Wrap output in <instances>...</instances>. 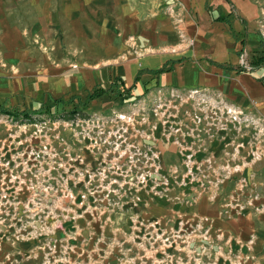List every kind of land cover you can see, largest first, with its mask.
Wrapping results in <instances>:
<instances>
[{"label": "rangeland", "instance_id": "374dc122", "mask_svg": "<svg viewBox=\"0 0 264 264\" xmlns=\"http://www.w3.org/2000/svg\"><path fill=\"white\" fill-rule=\"evenodd\" d=\"M122 93L0 116V264H264V120L195 89Z\"/></svg>", "mask_w": 264, "mask_h": 264}, {"label": "crops", "instance_id": "0c3cea01", "mask_svg": "<svg viewBox=\"0 0 264 264\" xmlns=\"http://www.w3.org/2000/svg\"><path fill=\"white\" fill-rule=\"evenodd\" d=\"M258 2L0 0V109L42 112L121 84L213 93L264 120V69L240 70L243 50L263 52Z\"/></svg>", "mask_w": 264, "mask_h": 264}, {"label": "trees", "instance_id": "16d2710c", "mask_svg": "<svg viewBox=\"0 0 264 264\" xmlns=\"http://www.w3.org/2000/svg\"><path fill=\"white\" fill-rule=\"evenodd\" d=\"M262 61L264 62V56L260 57L259 63H261ZM254 63H256V62H254ZM256 64L259 65L258 62ZM113 89L116 91V94H117V91H119V89H121V91L124 93H122L123 96L122 95H120V96H122L125 100H127L131 97V95H128L129 90H131L130 88L129 89L121 88V84H116L107 90H105L103 88H98L93 93H89L87 96V100H86L85 105H89L91 101L95 100L96 98H99L103 94L113 92ZM40 113H42V112L41 111L19 112V111H10V110H6V109H0V116L5 115V116H8L12 120H14L16 117L15 121L19 122V123H30V124L36 123L37 119H35L34 117L36 116V114H40ZM78 113H80L79 110L75 109L72 111H65L61 115H63L62 118H64V117L66 118L67 116L68 117L70 116V117L75 119L77 117Z\"/></svg>", "mask_w": 264, "mask_h": 264}]
</instances>
